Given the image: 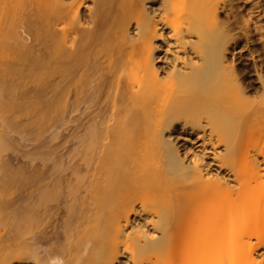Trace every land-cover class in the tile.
<instances>
[{
    "label": "bare ground",
    "instance_id": "bare-ground-1",
    "mask_svg": "<svg viewBox=\"0 0 264 264\" xmlns=\"http://www.w3.org/2000/svg\"><path fill=\"white\" fill-rule=\"evenodd\" d=\"M263 1L0 0V264H264Z\"/></svg>",
    "mask_w": 264,
    "mask_h": 264
},
{
    "label": "rangeland",
    "instance_id": "rangeland-1",
    "mask_svg": "<svg viewBox=\"0 0 264 264\" xmlns=\"http://www.w3.org/2000/svg\"><path fill=\"white\" fill-rule=\"evenodd\" d=\"M217 1H219V0H217ZM220 1H221V0H220ZM263 3H264V1H263ZM180 139H181V138H178V141H177V142H178V145H179V147H180L179 150L182 151L183 149H185V147L188 145L189 142H188L187 140H184V141H183L182 139H181V140H180ZM182 147H183V148H182ZM245 240H246V239H245ZM251 240H252V241H255L254 238H251ZM232 243H233V245L236 244L235 242H232ZM230 244H231V243H230ZM226 246H227V245H226ZM234 246H235V245H234ZM227 250H228V249H227ZM227 253H228V251H227ZM227 253H226V251H225L226 256H227Z\"/></svg>",
    "mask_w": 264,
    "mask_h": 264
}]
</instances>
